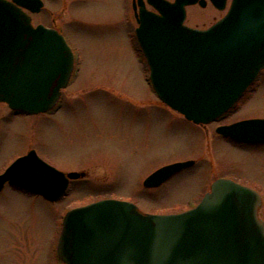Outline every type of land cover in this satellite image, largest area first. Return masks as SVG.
Here are the masks:
<instances>
[{
	"label": "water",
	"instance_id": "water-1",
	"mask_svg": "<svg viewBox=\"0 0 264 264\" xmlns=\"http://www.w3.org/2000/svg\"><path fill=\"white\" fill-rule=\"evenodd\" d=\"M222 10L227 0H210ZM136 39L158 98L186 119L223 117L264 68V0H231L206 28L186 25V6L207 0H141ZM42 0H0V102L16 112L50 110L67 85L74 54L53 27L32 24ZM135 9V7H134ZM216 132L239 141L264 140V118L238 120ZM194 160L162 165L142 181L160 185ZM34 149L0 172L5 183L56 200L68 178ZM257 190L218 177L192 207L149 213L129 200L102 198L63 216L57 256L64 264H264V221Z\"/></svg>",
	"mask_w": 264,
	"mask_h": 264
},
{
	"label": "rangeland",
	"instance_id": "rangeland-1",
	"mask_svg": "<svg viewBox=\"0 0 264 264\" xmlns=\"http://www.w3.org/2000/svg\"><path fill=\"white\" fill-rule=\"evenodd\" d=\"M43 2L31 14L32 23L61 27L78 54L74 82L57 111L16 115L0 102V172L33 148L56 168L82 169L88 176L60 201L6 185L0 192V264H60L53 249L56 220L68 208L114 197L133 201L144 212H177L195 204L199 193L223 175L258 191L264 221V142L237 144L215 132L218 123L264 117V70L220 122L203 128L154 96L132 42L131 0ZM226 9L210 2L189 5L185 23L207 27ZM186 159L194 165L144 189L142 181L151 171Z\"/></svg>",
	"mask_w": 264,
	"mask_h": 264
},
{
	"label": "flooded vegetation",
	"instance_id": "flooded-vegetation-1",
	"mask_svg": "<svg viewBox=\"0 0 264 264\" xmlns=\"http://www.w3.org/2000/svg\"><path fill=\"white\" fill-rule=\"evenodd\" d=\"M143 3H144V5H145V7L147 8V9H153L152 8V6L147 2V0H141ZM228 1V0H227ZM227 1H226V5H227ZM208 2H210L211 4H212V2L210 1V0H207V4H208ZM206 4V5H207ZM213 5V4H212ZM214 6V5H213ZM134 7H135V9H134ZM215 7V6H214ZM216 8V7H215ZM131 10H132V13H133V17H134V21H135V27L137 26V22H136V19H135V10H136V12H139V2H138V0H131ZM222 17V16H221ZM220 17V18H221ZM185 20H186V18H185ZM218 20V19H217ZM216 21V20H215ZM214 21V22H215ZM214 22H212L211 24H213ZM211 24H209L208 26H210ZM49 26H54V25H49ZM207 26V27H208ZM56 27V30H58L61 34H62V32H61V27H59V26H55ZM192 27H195V26H192ZM199 28V27H198ZM203 28H206V27H203ZM63 35V34H62ZM65 38V37H64ZM135 38V31H133V34H132V39H134ZM71 50H72V52H73V54H74V66H73V69H72V72H71V75H70V78H69V80H68V82H67V85L65 86V87H63V88H61L60 89V94H59V96H58V99L56 100V104L53 106V108H51L50 110H48L47 112H50V111H52L54 108H56V111L57 110H59V109H62L63 108V101H64V98L66 97V94H65V92H66V89L69 87V85L72 83V82H74L73 81V76H74V73H75V68H76V61H77V58H78V54L76 53V51L74 50V48L73 47H71ZM135 50H136V53H137V55H138V57L140 58V60H141V62L143 61V57H142V54H141V51H140V48L139 47H136L135 48ZM143 63V66H144V68H145V72H146V75H145V80L147 81V83H148V85H149V87L151 88V90H152V92H153V94H154V96L159 100V98L157 97V95H156V92H155V90L153 89V87H152V85H151V82H150V79H149V74H148V66H147V64L145 63V62H142ZM264 70V68L263 69H261L260 70V72L258 73V75H257V77L255 78V80L247 87V89L245 90V92L243 93V95L245 94V93H247V92H249V91H251L252 89H253V86H254V84L255 83H257V82H259L258 81V77L260 76V73L262 72ZM70 92H71V95H69V96H72V94L74 93L73 91H68V94H70ZM242 95V96H243ZM160 101V100H159ZM160 102H162V101H160ZM163 103V102H162ZM164 104V103H163ZM165 105V104H164ZM165 106H167V105H165ZM15 112V111H14ZM16 113V115H21L22 113H17V112H15ZM184 118V117H183ZM222 118V117H221ZM220 118V119H221ZM185 119V118H184ZM220 119H216L215 121H211V122H209V123H218V122H220ZM187 120V119H186ZM187 121H189L190 123H192V124H195V125H200L201 127H203V128H205V126L207 125V124H209V123H207V124H196V123H194V122H192V121H190V120H187ZM218 124H228V123H218ZM216 128V127H215ZM218 134V133H217ZM218 135H220V136H223V135H221V134H218ZM223 137H225L226 139H228V140H230V141H232V142H234V143H237V144H240V143H245V144H247V143H263L264 142V140H261V141H239V140H237V139H233V138H230V137H226V136H223ZM192 165H194V163L192 164ZM191 165V166H192ZM191 166H188V167H186V168H189V167H191ZM183 169H185V168H183ZM182 170V169H181ZM180 170V171H181ZM79 171H82V169H80ZM180 171H178V172H180ZM65 174H67L68 172H71V171H63ZM84 172V171H83ZM177 172V173H178ZM176 174V173H175ZM174 174V175H175ZM88 175H87V173L86 172H84V174L82 175V176H79V177H76V178H68V182H67V185H66V188H65V190H64V192H63V194L61 195V196H59L56 200H54V201H60L62 198H64L65 197V195H67V194H69L72 190H73V186H74V184L76 183L77 184V182L78 181H80L82 178H85V177H87ZM173 176V175H172ZM171 176V177H172ZM170 177V178H171ZM218 177H229V176H226V175H223V176H218ZM218 177H215L214 179H216V178H218ZM169 179V178H168ZM167 179V180H168ZM213 179V180H214ZM167 180H165V181H167ZM212 180V181H213ZM164 181V182H165ZM164 182H162L160 185H162ZM211 183V182H210ZM210 183L208 184V189H209V186H210ZM160 185H158V186H160ZM6 186V185H5ZM4 186V187H5ZM158 186H154V187H145V186H143L144 187V189H146V190H150V189H152V188H155V187H158ZM8 187H10V186H8ZM206 188H207V186L203 189V192L202 193H199L200 195H199V197H197L196 199L198 200L207 190H206ZM4 189V188H3ZM19 192H21V193H23L24 195H36V196H41L42 198H44V199H46L43 195H39V194H34V193H30V192H27V191H20V190H18ZM101 198H105V197H101ZM48 200V199H47ZM48 201H51V200H48ZM194 205V204H193ZM192 206V205H191ZM191 206H188L187 208H189V207H191ZM61 220H62V217H61V214H59L58 216H57V220H56V247H57V240H58V237H59V232H60V229H61ZM56 261L58 262V263H60V264H63L60 260H59V258H58V256H57V252H56Z\"/></svg>",
	"mask_w": 264,
	"mask_h": 264
}]
</instances>
